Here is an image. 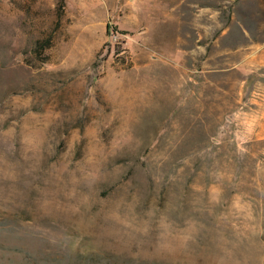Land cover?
Segmentation results:
<instances>
[{
  "label": "rangeland",
  "instance_id": "374dc122",
  "mask_svg": "<svg viewBox=\"0 0 264 264\" xmlns=\"http://www.w3.org/2000/svg\"><path fill=\"white\" fill-rule=\"evenodd\" d=\"M0 264H264V0H0Z\"/></svg>",
  "mask_w": 264,
  "mask_h": 264
},
{
  "label": "bare ground",
  "instance_id": "6f19581e",
  "mask_svg": "<svg viewBox=\"0 0 264 264\" xmlns=\"http://www.w3.org/2000/svg\"><path fill=\"white\" fill-rule=\"evenodd\" d=\"M169 12H170V14L176 13L175 9H172Z\"/></svg>",
  "mask_w": 264,
  "mask_h": 264
}]
</instances>
